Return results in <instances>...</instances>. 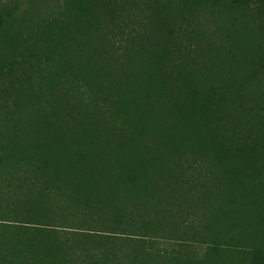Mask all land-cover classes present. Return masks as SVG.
Instances as JSON below:
<instances>
[{"label":"trees","instance_id":"16d2710c","mask_svg":"<svg viewBox=\"0 0 264 264\" xmlns=\"http://www.w3.org/2000/svg\"><path fill=\"white\" fill-rule=\"evenodd\" d=\"M42 1L0 6V264H264V0Z\"/></svg>","mask_w":264,"mask_h":264},{"label":"rangeland","instance_id":"374dc122","mask_svg":"<svg viewBox=\"0 0 264 264\" xmlns=\"http://www.w3.org/2000/svg\"><path fill=\"white\" fill-rule=\"evenodd\" d=\"M10 0H0V6L8 3ZM56 0H43L42 3H40V10L41 13H45L48 12L50 10H52L55 6ZM150 186L153 187V184H150ZM44 204L45 206V213L47 215H51L53 217L56 216H60V217H68L70 215L74 214V208L71 209L70 206H72L71 204H68L70 202H62V201H43L41 202ZM10 202H7V207L6 209L3 211V208L0 207V218H4L6 223L5 225H7L8 227H12V229H14L16 226H20V224L15 223L13 220V217H9L8 215L10 214V212L8 213V215L6 216L8 211H11V204L9 206ZM2 215H4L5 217H2ZM60 221L62 220H55L54 224L59 225L61 224ZM71 222V219L69 220ZM166 223V222H164ZM18 224V225H16ZM64 225H68V224H64ZM30 228V231L34 230L32 226H26ZM45 227V226H43ZM85 227V226H84ZM86 228V227H85ZM78 226L75 227V225H72L69 228H64L63 226H55V227H45L44 229H42V233H48V234H53L55 235L59 240L61 241H65V240H72V238L74 237L75 234L81 233V232H77L80 230H77ZM156 237L151 238L148 237L146 239V248L147 249H152L154 251L157 252H163L164 254L171 256V255H180V256H189V257H200L203 255L204 251H205V244L204 243H199V242H194L191 241L189 239L185 240V241H181V239H179V241L176 240L175 237V232L174 230L167 224H163V228L160 229V231H157L156 233ZM119 238H122V235L118 236ZM70 249H73V252H68L67 254V258L68 260H72L68 262V260L66 262H62V264H82L84 263L82 261V258H87V256L84 254V252L82 253L81 250H79L78 252L80 254H74L77 253L76 247H73V244H70ZM75 248V249H74ZM117 254L116 258L119 257V262H120V258H127V256H129V259H126V263L127 262H133L130 264H174L173 261H170L169 259H163L161 257H158L157 260H151L148 255H143V252L140 248H137L135 245H130L127 247H123V246H118L114 249ZM156 253V252H153ZM74 254V255H73ZM13 262V261H12ZM6 264V263H3ZM9 264H21L19 262H13V263H9ZM27 264H31V263H27Z\"/></svg>","mask_w":264,"mask_h":264}]
</instances>
